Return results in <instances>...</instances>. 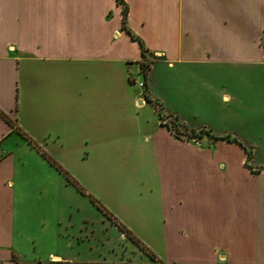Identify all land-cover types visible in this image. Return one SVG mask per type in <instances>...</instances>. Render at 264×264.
<instances>
[{"label":"crops","instance_id":"crops-1","mask_svg":"<svg viewBox=\"0 0 264 264\" xmlns=\"http://www.w3.org/2000/svg\"><path fill=\"white\" fill-rule=\"evenodd\" d=\"M123 1L0 0V264H264V0Z\"/></svg>","mask_w":264,"mask_h":264},{"label":"rangeland","instance_id":"rangeland-1","mask_svg":"<svg viewBox=\"0 0 264 264\" xmlns=\"http://www.w3.org/2000/svg\"><path fill=\"white\" fill-rule=\"evenodd\" d=\"M122 9H123V6H122ZM148 61L149 60H147L145 58L142 61V63L144 62L146 64H150ZM144 71H146V68L144 70L141 69V71H138V72H136V70H134V69H131L130 70V78H131V81L133 82V85H135L137 90L140 92V101L143 100V103L141 105L142 110L140 111V115H143L144 119L151 121L150 122L151 124L149 125L151 127L152 124L155 123L154 113L156 112L157 115L159 114V105H158V103L152 101L149 98V96H148V92H147V90H148L147 76H145ZM148 102H152V105L148 104ZM162 119H163V117H162ZM171 119H172L171 122L167 120V122H165L164 125H166L174 134H176L178 136V134H177V130H178L177 126L179 127L181 124H180L179 121L173 120L174 118H171ZM202 120L203 119H201L199 117L190 118V119L188 118V121H189L190 124H200ZM193 129L196 130V131H199L200 129H212L215 134L217 132L214 128H210V127L205 126V125H203L201 127L193 128ZM243 146H245V145L243 144ZM247 150H250V149L247 147ZM145 187H146V185H144L143 183L140 185V207L142 205L145 206V204H143V203L145 202V199L148 198V195H143V193H142L143 190L144 191L149 190V187L148 188L147 187L145 188ZM142 188H145V189H142ZM95 202L97 203L98 207L102 206L100 201H98L96 198H95ZM131 202L134 203L135 200L131 199ZM100 210H102V209L100 208ZM140 243H141V241H140Z\"/></svg>","mask_w":264,"mask_h":264},{"label":"trees","instance_id":"trees-1","mask_svg":"<svg viewBox=\"0 0 264 264\" xmlns=\"http://www.w3.org/2000/svg\"><path fill=\"white\" fill-rule=\"evenodd\" d=\"M116 2H117L118 5L123 6L122 14H123V25H124V28H125V23H126L127 13H128L127 6L125 5V3H124L123 0H116ZM128 33L130 34V36H131V38L133 40H135V41H137L139 43V46L141 48L142 57H143V59H145L146 58V49H145L142 41L140 39H138L134 34H132L129 30H128ZM149 66H150V64H146L144 62L141 65V67H142L143 70L146 68V71H144L145 76H147V70L149 69ZM173 120L177 121L176 117H174ZM188 134H189L190 137H201L204 134H207V135H211L212 137L217 138V139L219 138V139H226V140H230V141H235V142H238L239 144H241L243 146V144L240 141H238L236 138H231V137H229L227 135L226 136H217L210 129H200L199 131H196L194 129H191ZM243 147H244V149L247 152L248 160H249L251 158V156H252V151L251 150H247V148L245 146H243ZM124 231L126 232L127 235L131 236V234H130L129 231H127L125 229H124ZM140 248L142 250H144L145 252H148V254H150V257H151V259L154 262L163 264L160 261H158L156 259V257L148 250V248L145 247L141 243H140Z\"/></svg>","mask_w":264,"mask_h":264},{"label":"built area","instance_id":"built-area-1","mask_svg":"<svg viewBox=\"0 0 264 264\" xmlns=\"http://www.w3.org/2000/svg\"><path fill=\"white\" fill-rule=\"evenodd\" d=\"M2 158V155L0 154V159Z\"/></svg>","mask_w":264,"mask_h":264}]
</instances>
